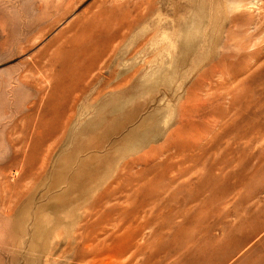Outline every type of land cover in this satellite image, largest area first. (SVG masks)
<instances>
[{"label": "rangeland", "instance_id": "1", "mask_svg": "<svg viewBox=\"0 0 264 264\" xmlns=\"http://www.w3.org/2000/svg\"><path fill=\"white\" fill-rule=\"evenodd\" d=\"M0 264H264V0H0Z\"/></svg>", "mask_w": 264, "mask_h": 264}]
</instances>
